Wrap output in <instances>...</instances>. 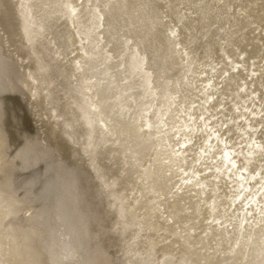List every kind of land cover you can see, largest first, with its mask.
Wrapping results in <instances>:
<instances>
[{
	"label": "bare ground",
	"instance_id": "1",
	"mask_svg": "<svg viewBox=\"0 0 264 264\" xmlns=\"http://www.w3.org/2000/svg\"><path fill=\"white\" fill-rule=\"evenodd\" d=\"M0 264H264V0H0Z\"/></svg>",
	"mask_w": 264,
	"mask_h": 264
},
{
	"label": "water",
	"instance_id": "2",
	"mask_svg": "<svg viewBox=\"0 0 264 264\" xmlns=\"http://www.w3.org/2000/svg\"><path fill=\"white\" fill-rule=\"evenodd\" d=\"M44 162H47V161H44ZM9 171H10V169H9ZM9 171H8V172H9ZM48 171H49V172H48L46 178H47V177H50L51 175H54V172H52V171H54V169H51V170L48 169ZM9 173H10V172H9ZM9 178H11V180H12V178H14V177H13L12 174H11ZM21 218H22V217H21Z\"/></svg>",
	"mask_w": 264,
	"mask_h": 264
},
{
	"label": "rangeland",
	"instance_id": "3",
	"mask_svg": "<svg viewBox=\"0 0 264 264\" xmlns=\"http://www.w3.org/2000/svg\"><path fill=\"white\" fill-rule=\"evenodd\" d=\"M125 205H126V203L125 202H123Z\"/></svg>",
	"mask_w": 264,
	"mask_h": 264
}]
</instances>
